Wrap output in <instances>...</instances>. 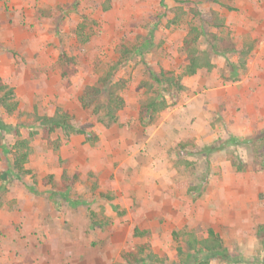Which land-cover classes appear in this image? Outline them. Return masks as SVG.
Here are the masks:
<instances>
[{
	"label": "rangeland",
	"instance_id": "obj_1",
	"mask_svg": "<svg viewBox=\"0 0 264 264\" xmlns=\"http://www.w3.org/2000/svg\"><path fill=\"white\" fill-rule=\"evenodd\" d=\"M216 15L237 49L253 44L244 67L218 51L184 74L185 35ZM110 73L126 100L113 125L78 99ZM164 74L184 87L148 122L141 103ZM0 76L19 103L0 112V264H128L141 245L161 260L140 264H264V0H0ZM59 107L97 137L48 140L36 118ZM18 138L30 139L24 173ZM210 228L237 260L190 250L187 233Z\"/></svg>",
	"mask_w": 264,
	"mask_h": 264
},
{
	"label": "trees",
	"instance_id": "obj_2",
	"mask_svg": "<svg viewBox=\"0 0 264 264\" xmlns=\"http://www.w3.org/2000/svg\"><path fill=\"white\" fill-rule=\"evenodd\" d=\"M214 13L216 14L215 11ZM224 22L223 18L216 15L208 31L201 25L191 26L183 40V48L185 49L188 57V63L185 67L184 74L194 75L203 66L211 67L213 64L211 62V55H217L218 51H239L241 53L240 63L244 67L246 63L245 57L251 52L253 44L249 42L242 48L237 49L236 43L232 39L218 33V29L224 25ZM202 37H205L208 40V48L201 49L198 46ZM64 68L65 70L63 73H66V63L64 64ZM181 79L182 75L173 74L171 76H167L164 74L162 77L160 75H156L154 77V85L157 84L158 86H161L162 90L157 89V93L155 92L154 95H150L142 101L140 107L141 117L146 121L151 122L156 118L158 112L168 107L169 100H167L166 94H170L172 92L171 89L173 90V86L176 85L182 89L184 85ZM100 83V85L94 84L87 86L82 91L78 99L84 108L93 107L97 111L103 109V116L106 118L107 122L110 125L116 124L119 120L120 111H122L126 106V100H124L125 98L120 91L123 84L121 85L119 81H115L112 73L102 77ZM160 91L162 92L161 94H159ZM14 97V88L4 82L0 76V112L3 111L6 114H11L18 108L19 103ZM73 117L74 115L59 107L54 115L37 116L36 122L43 128V132L45 133L44 136L48 140L51 139V133L57 129H61L66 137H69L73 133L84 134L88 140L97 137L95 132L88 130L86 126L75 127L72 122ZM9 125L10 124L5 123L0 116V130L10 131L11 126ZM16 132L20 135V131L16 130ZM260 144L264 145V137L261 138ZM14 146L13 167L18 173H24L26 172L25 163L27 162L31 152L30 139L18 138ZM187 234H189L188 246L190 250L203 252V256L206 260H237V258L231 257V253L224 248L222 238L213 228L209 229L208 237L204 239H198L192 232ZM257 234L264 247V224L258 227ZM145 248V245L140 246L139 252H141V255L136 252L129 251L124 252L121 256H123V259L128 264H140L142 262H146V260L151 263H157L161 260V257H159L156 253L151 251L146 252ZM180 250L182 251V249Z\"/></svg>",
	"mask_w": 264,
	"mask_h": 264
},
{
	"label": "crops",
	"instance_id": "obj_3",
	"mask_svg": "<svg viewBox=\"0 0 264 264\" xmlns=\"http://www.w3.org/2000/svg\"><path fill=\"white\" fill-rule=\"evenodd\" d=\"M7 215H9V212L7 211ZM5 237V238H4ZM3 239H6V240H3ZM3 239L1 240V242H3L4 244L5 243H9V234H7V236H4L3 235Z\"/></svg>",
	"mask_w": 264,
	"mask_h": 264
}]
</instances>
